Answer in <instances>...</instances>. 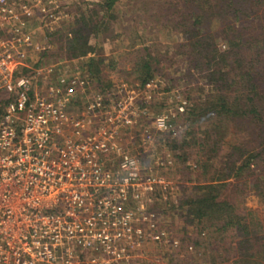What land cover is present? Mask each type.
Instances as JSON below:
<instances>
[{
    "label": "built area",
    "instance_id": "built-area-1",
    "mask_svg": "<svg viewBox=\"0 0 264 264\" xmlns=\"http://www.w3.org/2000/svg\"><path fill=\"white\" fill-rule=\"evenodd\" d=\"M45 3L0 0V264H128L148 242L177 247L149 201L166 182L143 157L158 145L155 133L177 135L189 104L153 111L152 79L91 90L73 59L38 60L27 72V58L45 49L31 28L46 24ZM141 121L152 127L134 153L125 135Z\"/></svg>",
    "mask_w": 264,
    "mask_h": 264
},
{
    "label": "trees",
    "instance_id": "trees-1",
    "mask_svg": "<svg viewBox=\"0 0 264 264\" xmlns=\"http://www.w3.org/2000/svg\"><path fill=\"white\" fill-rule=\"evenodd\" d=\"M114 1L97 4L91 16L81 15L65 26L66 32L52 33L63 43L57 51H42L37 63L44 64L49 57L82 60L81 69L86 67L95 81L102 59L94 56L96 44L92 42H97V35L106 29L100 10L104 7L109 11ZM169 6L173 7L170 16L183 40L161 53L152 51L149 45L141 48L134 63L141 86L155 76L164 59L174 57H189L193 72H203L211 85L202 101L186 107L177 135L168 138L175 159L184 164L183 171L189 170L191 175L199 168L197 174L204 175L199 178L203 182L191 185V192L181 197L175 209L182 211L187 224L213 228L204 246L200 237L191 240L195 251L212 246V264H264V223L250 212H238L237 204L221 197L225 187L231 185L241 191L247 188V194L253 192L264 201V0H171ZM201 11L209 12L208 17L217 25L204 27L206 15ZM102 86L110 89L108 84L100 83L99 88ZM207 119L213 120L209 131L198 126ZM228 121L250 125V136L231 144L217 169L213 161L220 156ZM192 147H198L193 160L189 151ZM211 169L214 172L208 175Z\"/></svg>",
    "mask_w": 264,
    "mask_h": 264
},
{
    "label": "rangeland",
    "instance_id": "rangeland-1",
    "mask_svg": "<svg viewBox=\"0 0 264 264\" xmlns=\"http://www.w3.org/2000/svg\"><path fill=\"white\" fill-rule=\"evenodd\" d=\"M44 2L52 7L51 14L43 16L46 24L41 27H37L38 25L35 24L31 28L34 30L36 39L45 47L44 50L57 51L63 42L55 39L52 33H56L58 30H62L63 33L66 32L65 26L72 24L81 15L91 16L92 11L99 7L97 4L104 2V0H44ZM170 2L171 0H115L109 11H106L104 7L100 10V15H105L101 20L106 29L97 35V42L91 41L96 44L94 56L102 59L98 77L94 75L95 81L93 80L91 90H103V86L99 88L100 83L108 84L110 87L123 84L128 89L141 87L134 69L136 55L141 48L149 45L152 51L161 53L169 45L183 40L182 34L175 28L176 22L170 16V11L173 8V5L169 6ZM201 13L206 15L204 27L217 25L215 20L208 17L209 12L201 11ZM223 45L224 43H221L222 47ZM61 50L63 51V48ZM62 53L65 54V52ZM40 54L41 52L31 54L27 58V72L40 59ZM189 59V57L184 60L175 57L170 60L164 59L157 66L158 71L152 78L156 84V97L151 105L153 111L168 110L174 112L179 99H185L191 105L202 101L204 95L211 91L207 77L203 72H193L194 63H190ZM67 60L69 59L64 57L56 60L49 57L44 64H58ZM73 61V64L77 66L82 60L73 59ZM79 67L80 73H85V71L90 73L86 67L83 69H81V65ZM48 85L47 78L44 79V85H40L39 82L37 84L38 88L43 86L45 89ZM3 98L4 94L0 93V112L3 106ZM74 100L76 103H80L82 99L75 94ZM184 120V115H177V126L180 127ZM212 121V119L203 120L198 126L209 131L212 129ZM141 122L125 135L126 144L134 153H136L135 145L139 144L136 138L150 131L149 127H152L150 123V126H146L143 121ZM250 129V125L241 121L226 122V133L223 136V143L219 151L220 156L213 161L217 169L220 167L222 154L238 140H247L250 136ZM155 134L159 140L158 145L150 146V153L143 157V160L155 159L157 161L155 174L166 182L167 189L155 188L149 201H151V210L155 211L159 217L158 228L166 231L169 237L179 240V245L172 248L157 241L148 242L128 264H212L215 255L214 250H211L212 246L210 248L203 246L207 243L208 237L212 236L213 228L202 229V223L189 225L181 216L182 211L175 209L182 199L181 197L191 192V185L203 182V179L199 178H203L204 175L199 176L197 174L200 169L194 168L195 162L191 161L196 159L198 147L189 149L191 168L197 169L192 171L190 175L189 170L183 171L184 164L175 159L174 152L169 146L170 140L162 134ZM166 152H169L172 157V163L169 166L165 164L163 157ZM213 172L211 169L208 175ZM241 190L228 185L222 191L221 197L237 204L238 212H250L252 217L264 223V201L250 192V189L248 194L247 188ZM145 223L146 221H143V224ZM200 230H203L201 234H199ZM199 237L203 246L195 251L196 248L191 240L199 239ZM189 246L192 248L189 249ZM216 261L219 262L218 259Z\"/></svg>",
    "mask_w": 264,
    "mask_h": 264
}]
</instances>
